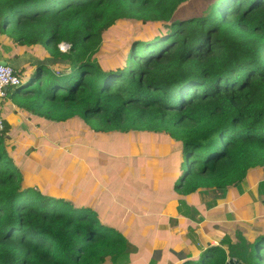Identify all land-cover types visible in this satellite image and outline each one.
Segmentation results:
<instances>
[{
    "label": "trees",
    "instance_id": "1",
    "mask_svg": "<svg viewBox=\"0 0 264 264\" xmlns=\"http://www.w3.org/2000/svg\"><path fill=\"white\" fill-rule=\"evenodd\" d=\"M190 1L0 0V34L53 62L36 64L26 83L20 72L8 97L55 123L81 118L96 133L164 135L168 151L160 158L150 145L156 157L147 164L182 166L181 195L240 186L264 167V0H202L188 14ZM116 23L137 28L118 34L123 45L113 52L105 40ZM8 129L0 133V264L126 263L127 241L93 211L22 187L3 149ZM223 246L185 264H227ZM251 247H236L237 259L264 264V238Z\"/></svg>",
    "mask_w": 264,
    "mask_h": 264
},
{
    "label": "crops",
    "instance_id": "2",
    "mask_svg": "<svg viewBox=\"0 0 264 264\" xmlns=\"http://www.w3.org/2000/svg\"><path fill=\"white\" fill-rule=\"evenodd\" d=\"M0 37V62L21 72L25 83L35 75L36 64L53 63L43 59L42 50H17ZM0 109L9 126L3 149L22 187L93 211L127 241L129 260L124 264H185L200 261L210 247L220 245L227 264H244L236 247L250 253L264 238V167L250 170L238 187L184 196L175 190L182 166H159L153 158L150 165L149 156L138 157L143 146L136 139L147 137L164 157L169 144L164 135L96 133L78 117L68 121L67 129L59 128L19 110L9 97ZM123 158L128 163L119 166Z\"/></svg>",
    "mask_w": 264,
    "mask_h": 264
},
{
    "label": "rangeland",
    "instance_id": "3",
    "mask_svg": "<svg viewBox=\"0 0 264 264\" xmlns=\"http://www.w3.org/2000/svg\"><path fill=\"white\" fill-rule=\"evenodd\" d=\"M190 3H191V5L189 6L191 9V11L192 12H190V13H188L189 11H187V13L188 14H192V13H196L197 11H199V7L201 6V5H203V7H205V5L207 4L205 1L203 2L202 0H191L190 1ZM137 28V26H132V25H124V24H119L118 25V23H116L114 26H112L111 28H110V30H109V32H108V35H110L111 34V36H109V37H107V39L105 40V42H106V46H105V48L107 49V50H109V51H115L116 49H119L120 47H121V44L123 45V42L122 41H120V37L118 36V34L119 35H121V38H122V36H125V38L127 39L128 38V36H129V33H128V31H130V30H134V29H136ZM139 30V29H138ZM0 36H2V35H0ZM1 38V37H0ZM2 39V38H1ZM6 39V38H5ZM123 39V38H122ZM61 49H65V48H61ZM50 65H51V63H50ZM14 90V89H13ZM70 125V123L69 122H66L64 125L63 124H61V123H55V126H58L59 128H65V129H67L68 128V126ZM87 125V124H86ZM88 126V125H87ZM89 127V126H88ZM90 128V127H89ZM147 140H149V142H150V139L147 137ZM147 140L146 139H141V138H139V139H136V144H137V146H150L148 143H147ZM152 141L154 142V140L152 139ZM1 149H0V151L2 150V147H0ZM160 148V147H159ZM165 149L167 148V146H165L164 147ZM146 151V156H149V154L151 155V156H155V155H153L152 153H151V151H153V150H151L150 148H144ZM144 149H143V152H144ZM144 152V153H145ZM138 157H143L142 155L141 156H138ZM124 163H121L120 165L122 166ZM126 164H127V162H126ZM137 164H138V162H137ZM183 169L185 170L186 169V166H183ZM15 172H16V170H15ZM17 173V172H16ZM17 175H18V173H17ZM262 255H264V252H263V254ZM199 261V260H198ZM264 263V262H263Z\"/></svg>",
    "mask_w": 264,
    "mask_h": 264
},
{
    "label": "built area",
    "instance_id": "4",
    "mask_svg": "<svg viewBox=\"0 0 264 264\" xmlns=\"http://www.w3.org/2000/svg\"><path fill=\"white\" fill-rule=\"evenodd\" d=\"M60 48H65L63 51L69 49L67 45H61ZM21 84V78L18 72L11 65H0V103L7 99L8 93ZM0 109V133L5 130V122Z\"/></svg>",
    "mask_w": 264,
    "mask_h": 264
},
{
    "label": "water",
    "instance_id": "5",
    "mask_svg": "<svg viewBox=\"0 0 264 264\" xmlns=\"http://www.w3.org/2000/svg\"><path fill=\"white\" fill-rule=\"evenodd\" d=\"M0 65H2V66H6V65H8V63L2 61V62H0ZM228 264H240V263H239L238 261L230 260V261L228 262Z\"/></svg>",
    "mask_w": 264,
    "mask_h": 264
}]
</instances>
